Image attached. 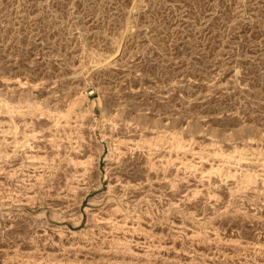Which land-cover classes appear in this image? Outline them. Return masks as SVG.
I'll return each mask as SVG.
<instances>
[{"label":"rangeland","instance_id":"obj_1","mask_svg":"<svg viewBox=\"0 0 264 264\" xmlns=\"http://www.w3.org/2000/svg\"><path fill=\"white\" fill-rule=\"evenodd\" d=\"M0 264H264V0H0Z\"/></svg>","mask_w":264,"mask_h":264}]
</instances>
